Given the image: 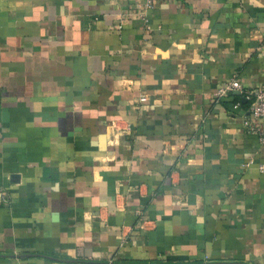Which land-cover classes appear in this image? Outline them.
I'll return each mask as SVG.
<instances>
[{
    "label": "crops",
    "instance_id": "obj_1",
    "mask_svg": "<svg viewBox=\"0 0 264 264\" xmlns=\"http://www.w3.org/2000/svg\"><path fill=\"white\" fill-rule=\"evenodd\" d=\"M263 86L264 0H0V264H264Z\"/></svg>",
    "mask_w": 264,
    "mask_h": 264
},
{
    "label": "built area",
    "instance_id": "obj_2",
    "mask_svg": "<svg viewBox=\"0 0 264 264\" xmlns=\"http://www.w3.org/2000/svg\"><path fill=\"white\" fill-rule=\"evenodd\" d=\"M144 5L147 9H151L154 6V0H143ZM241 86L237 80L230 81L225 84L221 90H219V96L226 95L232 92H240ZM245 98L249 102L248 111L249 113L257 119H262L264 121V86L261 88H256L245 92ZM145 98H140L139 102H144ZM116 128L114 127V130ZM116 131L122 132V129H117ZM261 141L264 143V131L262 132ZM262 171V166L259 167Z\"/></svg>",
    "mask_w": 264,
    "mask_h": 264
}]
</instances>
